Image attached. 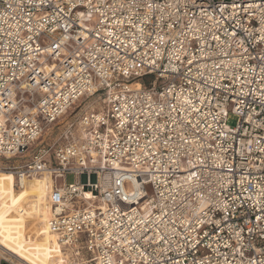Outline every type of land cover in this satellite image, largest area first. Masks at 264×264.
I'll return each mask as SVG.
<instances>
[{"label": "built area", "instance_id": "1", "mask_svg": "<svg viewBox=\"0 0 264 264\" xmlns=\"http://www.w3.org/2000/svg\"><path fill=\"white\" fill-rule=\"evenodd\" d=\"M16 158L62 264H264V0H0Z\"/></svg>", "mask_w": 264, "mask_h": 264}, {"label": "rangeland", "instance_id": "2", "mask_svg": "<svg viewBox=\"0 0 264 264\" xmlns=\"http://www.w3.org/2000/svg\"><path fill=\"white\" fill-rule=\"evenodd\" d=\"M77 112L72 108L67 112L64 120L70 119ZM235 123L236 116L229 114L227 124L233 126ZM53 141L54 135L47 132L37 144H52ZM25 160L27 158L0 159V257L4 256L15 263L62 264L65 254L62 253V249L50 246L51 242L43 223L47 212L49 188L38 183L35 187L18 192L12 186V177L1 173L4 170L2 168L20 166ZM39 180L51 184V178L47 175ZM75 181L72 174H67L56 183L61 186L73 184ZM145 192L150 195L151 187L146 186ZM75 204L73 203L72 206Z\"/></svg>", "mask_w": 264, "mask_h": 264}, {"label": "bare ground", "instance_id": "3", "mask_svg": "<svg viewBox=\"0 0 264 264\" xmlns=\"http://www.w3.org/2000/svg\"><path fill=\"white\" fill-rule=\"evenodd\" d=\"M1 173L4 174V175H8V176H11V177H12V180H13V184H12V186H13V188H14L16 191H18V192H22V191H25V190L28 189V188L35 187L38 183H40V184H42L43 186L49 188L48 196H49V194H50V192H51V184L48 185L47 182H45V181H43V180H39V178L43 177L44 175L41 176V177H33L32 179L26 181L25 184H24L20 189H16V188L14 187V177H13V175H12V172H10V171H4V170H3ZM47 176H48V175H47ZM40 196H41V195H40ZM49 209H50V208H49V203H48V201H47V212H46V214H45V218H44V220H43L44 228H45V231H46L47 235L49 236V239H50V242H51L50 246H56V247H58V248L61 249L60 245L58 244V242H57V240H56V237H55V236L49 231V229H48V227H47V218H48V215H49ZM3 253H4V252H3ZM60 255H61V258H62V254H60ZM65 256H66V255H65ZM64 260H65V258H64ZM0 261L5 262L6 264H28L27 262H24V263L17 262V263H15L13 260H10V259H8V258H6V257H4V256H1V257H0ZM42 264H45V263L42 262Z\"/></svg>", "mask_w": 264, "mask_h": 264}, {"label": "water", "instance_id": "4", "mask_svg": "<svg viewBox=\"0 0 264 264\" xmlns=\"http://www.w3.org/2000/svg\"><path fill=\"white\" fill-rule=\"evenodd\" d=\"M0 264H6L5 262H3V261H0Z\"/></svg>", "mask_w": 264, "mask_h": 264}]
</instances>
